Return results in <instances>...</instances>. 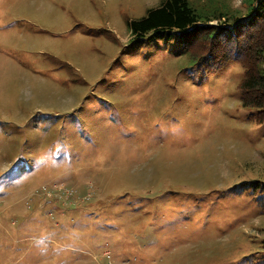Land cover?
Returning a JSON list of instances; mask_svg holds the SVG:
<instances>
[{
	"label": "rangeland",
	"instance_id": "rangeland-1",
	"mask_svg": "<svg viewBox=\"0 0 264 264\" xmlns=\"http://www.w3.org/2000/svg\"><path fill=\"white\" fill-rule=\"evenodd\" d=\"M161 1L0 0V264H224L264 238L242 67L200 82L132 45Z\"/></svg>",
	"mask_w": 264,
	"mask_h": 264
},
{
	"label": "trees",
	"instance_id": "trees-1",
	"mask_svg": "<svg viewBox=\"0 0 264 264\" xmlns=\"http://www.w3.org/2000/svg\"><path fill=\"white\" fill-rule=\"evenodd\" d=\"M162 0L129 22L132 45L147 36L163 40L179 68L200 82L230 63L242 67L236 84L249 119L264 125V0ZM171 46V50L169 49ZM241 190L264 200V178L242 182ZM215 260L224 264H264V238L246 237Z\"/></svg>",
	"mask_w": 264,
	"mask_h": 264
}]
</instances>
